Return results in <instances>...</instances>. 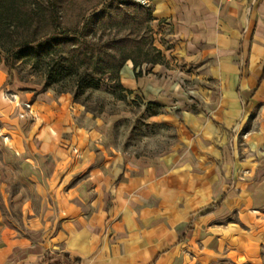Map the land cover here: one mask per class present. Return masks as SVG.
Segmentation results:
<instances>
[{"label": "crops", "instance_id": "crops-1", "mask_svg": "<svg viewBox=\"0 0 264 264\" xmlns=\"http://www.w3.org/2000/svg\"><path fill=\"white\" fill-rule=\"evenodd\" d=\"M150 4L164 62L138 77L127 62L120 79L186 108L181 144L156 158L118 152L69 95L39 94L32 120L11 119L0 62L4 173L30 193L12 200L20 228L0 220V264H264V0Z\"/></svg>", "mask_w": 264, "mask_h": 264}, {"label": "trees", "instance_id": "trees-1", "mask_svg": "<svg viewBox=\"0 0 264 264\" xmlns=\"http://www.w3.org/2000/svg\"><path fill=\"white\" fill-rule=\"evenodd\" d=\"M152 0H0V53L11 74L30 68L65 93L76 88L73 101L98 90L107 75L113 96L131 94L120 84L127 62L139 69L160 65L164 57L154 45L150 22ZM147 107H162L148 103ZM156 114V113H154ZM39 264H79L67 254H45Z\"/></svg>", "mask_w": 264, "mask_h": 264}, {"label": "rangeland", "instance_id": "rangeland-1", "mask_svg": "<svg viewBox=\"0 0 264 264\" xmlns=\"http://www.w3.org/2000/svg\"><path fill=\"white\" fill-rule=\"evenodd\" d=\"M152 24L153 21L149 25L155 42L157 37L154 36H157V32L154 31ZM161 41L164 43V38H161ZM2 61L3 56L0 53V62ZM120 84L123 85L121 79ZM66 85L65 93H60L57 86L47 87L44 77L32 73L30 68L18 63L17 68L11 74H8L7 70V87L2 92L4 99L13 103L18 111L17 114L14 113L11 116V119L32 120L35 117L32 103L39 94L51 95L54 98L69 95L73 101L72 96L76 88L72 83ZM110 85L109 77L105 75L98 90L87 91L79 98L78 102H73L82 107L81 117L83 119L90 121L100 119L105 122L104 129L118 152L135 158L153 159L181 144L182 136L179 127L173 122V117H179V113L186 110L185 106L178 104L177 100L173 102H169V98L164 100L160 95L161 91L158 90L152 95L145 94L141 90L131 94L124 92L122 93L123 98H116L109 90ZM186 87H183V92L189 101L187 107L191 109L195 106L203 109V104H199L195 94H187ZM19 95L22 97L19 98ZM18 101L28 102L31 105L32 113L27 116L22 113L18 107ZM149 102L158 103L162 107H147ZM3 134L0 125V143H2L1 138L4 137ZM241 140H244L243 135H241ZM242 144V142L238 144L241 149L244 145ZM0 147L2 148L1 144ZM20 193L30 196V193L13 176L7 180L0 150V220L16 227L19 226L20 215L12 200L15 194Z\"/></svg>", "mask_w": 264, "mask_h": 264}, {"label": "built area", "instance_id": "built-area-1", "mask_svg": "<svg viewBox=\"0 0 264 264\" xmlns=\"http://www.w3.org/2000/svg\"><path fill=\"white\" fill-rule=\"evenodd\" d=\"M17 103H18V107L21 109V112L24 113L26 116L32 113L31 105L28 102L18 101ZM20 117H22V116H20Z\"/></svg>", "mask_w": 264, "mask_h": 264}]
</instances>
